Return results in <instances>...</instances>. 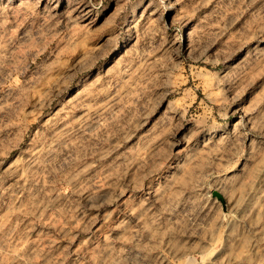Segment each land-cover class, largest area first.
Instances as JSON below:
<instances>
[{"label":"rangeland","instance_id":"374dc122","mask_svg":"<svg viewBox=\"0 0 264 264\" xmlns=\"http://www.w3.org/2000/svg\"><path fill=\"white\" fill-rule=\"evenodd\" d=\"M0 264H264V0H0Z\"/></svg>","mask_w":264,"mask_h":264},{"label":"water","instance_id":"95a60500","mask_svg":"<svg viewBox=\"0 0 264 264\" xmlns=\"http://www.w3.org/2000/svg\"><path fill=\"white\" fill-rule=\"evenodd\" d=\"M214 195L217 196L220 200H222L224 202V197L222 196V194H220L219 192L215 191Z\"/></svg>","mask_w":264,"mask_h":264}]
</instances>
